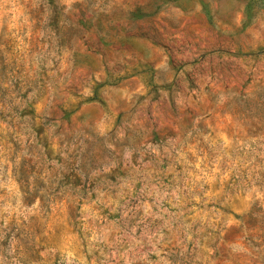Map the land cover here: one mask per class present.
I'll return each instance as SVG.
<instances>
[{"label": "rangeland", "instance_id": "rangeland-1", "mask_svg": "<svg viewBox=\"0 0 264 264\" xmlns=\"http://www.w3.org/2000/svg\"><path fill=\"white\" fill-rule=\"evenodd\" d=\"M0 264H264V0H0Z\"/></svg>", "mask_w": 264, "mask_h": 264}]
</instances>
